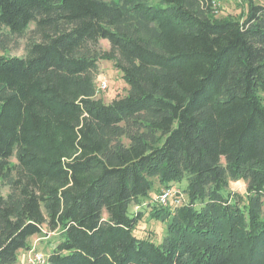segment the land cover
Masks as SVG:
<instances>
[{"label": "trees", "instance_id": "trees-1", "mask_svg": "<svg viewBox=\"0 0 264 264\" xmlns=\"http://www.w3.org/2000/svg\"><path fill=\"white\" fill-rule=\"evenodd\" d=\"M261 1L0 0V264L34 236L47 264H264ZM103 60L128 87L109 103ZM145 210L162 241L134 235Z\"/></svg>", "mask_w": 264, "mask_h": 264}, {"label": "rangeland", "instance_id": "rangeland-1", "mask_svg": "<svg viewBox=\"0 0 264 264\" xmlns=\"http://www.w3.org/2000/svg\"><path fill=\"white\" fill-rule=\"evenodd\" d=\"M152 2H157L158 0H151ZM254 2L263 3L261 0H252ZM249 5V0H214V7L215 10L213 12V16L215 18H233L236 20H242L247 12ZM24 43L25 38L17 39L15 42L11 43L8 47V54L11 56H22L24 55ZM100 46L107 50L109 48V44L107 41L102 40L100 41ZM105 80L106 82V89L102 90L100 88L101 81ZM127 85L124 82L121 72L117 70L113 64L109 61H101L99 63V75L96 78V90H97V97L101 98L103 102L109 103L113 99L118 97H123L127 93ZM12 162H15V159H12ZM155 186V185H154ZM186 181H182L180 184H173L171 188L176 191H182V188H185ZM1 192L5 195L8 191L7 187H3ZM244 182L241 180L238 181H230V189H233V192L244 194ZM154 192L150 193L152 196ZM183 195V194H182ZM175 201L177 203L183 201V197L181 194H177L175 192ZM172 200L170 197L169 201ZM134 213V206L130 205L128 207V214L131 216ZM148 210H145L144 216L141 221L137 224L136 229L134 230V235L136 237H146L154 240L156 242L162 241L163 237L166 234V227L164 223L156 218L150 217L151 214H148ZM43 231H46L45 227ZM50 236V235H49ZM55 235H51L54 237ZM38 236L33 237L34 244L32 245L36 251H39L45 255L52 249L54 246V240L51 239L50 242L45 243L46 240H39ZM45 239V238H44ZM29 240H32L30 238ZM21 252V251H20ZM20 256V254H19ZM17 261L21 262V258L17 256ZM19 264V263H17ZM22 264V262H21Z\"/></svg>", "mask_w": 264, "mask_h": 264}, {"label": "built area", "instance_id": "built-area-1", "mask_svg": "<svg viewBox=\"0 0 264 264\" xmlns=\"http://www.w3.org/2000/svg\"><path fill=\"white\" fill-rule=\"evenodd\" d=\"M105 80L101 81L100 88L102 90L106 89ZM174 194L172 188L163 190L156 198L155 201L161 206H166L170 197ZM177 203V202H176ZM23 264H47V256L39 251H36L32 246L31 249L27 250L22 257Z\"/></svg>", "mask_w": 264, "mask_h": 264}, {"label": "crops", "instance_id": "crops-1", "mask_svg": "<svg viewBox=\"0 0 264 264\" xmlns=\"http://www.w3.org/2000/svg\"><path fill=\"white\" fill-rule=\"evenodd\" d=\"M39 240L41 239V240H45L43 237H41V238H38ZM45 243H48V241L46 240L45 241ZM30 244L31 245H33L34 244V242H33V237H32V240H30ZM25 252L26 251H24V250H22L21 252H19L18 253V257H20L21 258V262H22V257H23V255L25 254ZM19 254H20V256H19ZM21 262H19V261H16V263L15 264H17V263H19V264H21ZM23 264V263H22Z\"/></svg>", "mask_w": 264, "mask_h": 264}]
</instances>
